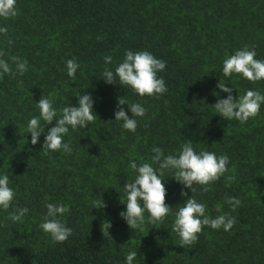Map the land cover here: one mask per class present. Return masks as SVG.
<instances>
[{
	"label": "trees",
	"instance_id": "16d2710c",
	"mask_svg": "<svg viewBox=\"0 0 264 264\" xmlns=\"http://www.w3.org/2000/svg\"><path fill=\"white\" fill-rule=\"evenodd\" d=\"M16 7L15 18H0L8 28L7 36L0 34V51L14 73L0 76V176H9L16 194L8 210L0 208V264H126L130 251L138 253L133 264H264V103L245 123L223 118L214 107L228 96L217 87L220 81L237 99L247 90L264 95V79L253 83L222 71L224 60L244 46L264 61V0H16ZM126 50H147L166 62L158 73L166 93L141 97L103 79ZM11 56L27 61L23 75ZM69 59L79 64L75 79L67 74ZM82 94L92 96L97 117L87 128L69 126L63 140L71 153L43 151L55 120H41L45 131L33 145L27 126L40 115L41 97L53 101L59 117L64 107H78ZM120 97L147 110L134 117L135 132L115 120ZM188 140L197 153L229 157V171L207 192L194 184L193 196L206 205V215L237 220L230 231L205 226L190 248L179 246L172 231L175 213L192 196L173 178L174 170L160 177L172 208L162 223L153 224L145 211L142 226L131 229L120 216L126 211L123 186L138 174L130 163L151 162L153 147L178 156ZM228 176L235 177L230 185ZM226 197L241 205L233 211ZM48 203L70 208L58 217L72 229L65 242L40 228ZM23 207L29 211L21 221L9 219ZM105 222L109 237L102 232Z\"/></svg>",
	"mask_w": 264,
	"mask_h": 264
},
{
	"label": "clouds",
	"instance_id": "9594fccd",
	"mask_svg": "<svg viewBox=\"0 0 264 264\" xmlns=\"http://www.w3.org/2000/svg\"><path fill=\"white\" fill-rule=\"evenodd\" d=\"M18 15L16 0H0V18H15ZM8 28L0 26V34L7 36ZM11 44V39L8 40ZM5 55L0 51V76L3 74H13L12 66L2 57ZM257 53L254 48L244 46L237 50L235 54L227 57L223 62V75L230 77L233 74L242 75L247 80L255 83L264 79V61L256 59ZM11 61L16 66V72L23 75L28 70L26 60L18 56H11ZM106 64L111 63L112 57L106 56ZM79 64L75 59L67 61V74L75 79ZM166 62L157 59L151 52L144 50L133 52L126 50L125 58L116 68L115 72L106 68L103 72V79L114 84L117 81L120 85L131 88L133 92L143 97L159 96L168 91L163 78L158 77V73L165 70ZM223 92L228 93L227 98L218 99L214 105L216 113L227 120L237 119L241 123L247 122L250 118L256 117L260 112L261 104L264 103V95L259 91L247 90L246 94L235 98L231 93L233 89L228 87L222 81L217 85ZM218 95V93H217ZM79 106L64 107L58 117L57 110L53 107V101L42 96L37 107L40 111L39 117L30 119L27 130L31 134V143L33 145L39 142V138L45 129L41 127V120L45 124H52L55 120V126L48 130L43 144V151H60L63 149L66 153H71L72 149L69 143H64V136L69 132V126L72 129L77 127L87 128L94 122L97 115L93 108V98L91 95H79ZM127 104L132 113L129 117L124 109ZM146 108L139 103H128L123 97L118 98V110L115 112V120L123 121V128L135 132L137 129V120L134 117H143L146 114ZM151 162H144L137 165L135 161L130 163V168L138 174L134 181L127 182L123 187L126 193V199H121L126 203V211H122L120 216L127 222L131 229H139L144 223V213L147 211L153 224L162 223L171 213L172 208L166 203L167 189L164 181L160 178L165 170H174V176L180 182L183 188L191 189L192 196L189 197L183 206L179 207L175 213V220L172 231L176 232L180 238L181 247L190 248L198 242L200 234L205 226L212 229L223 228L230 231L237 220L234 216L227 214L218 215L212 218L206 215V205L199 203L193 196L196 189L194 184H200L203 191L210 190L209 185L218 181L229 171V157L226 154L217 156L214 152L201 151L199 153L193 147V141L188 140L181 146L178 156L169 154L165 156L164 151L159 147H153ZM153 164H158L159 168H154ZM234 176H228L226 184L230 185L234 181ZM9 176H0V208L5 211L10 208L15 198L14 190L9 186ZM181 195L187 197L186 191ZM226 202L232 205L233 211L241 205V201L236 197H226ZM104 206H98L101 208ZM47 214L40 228L55 242H65L71 235L72 229L67 227L58 217L63 216L70 211L69 206L64 204H46ZM27 207L16 208L9 216L13 222L21 221L28 213ZM216 211L221 212L222 206L217 205ZM111 224L105 222L102 224V232L105 237L110 236L109 229ZM136 251H130L126 255V264H133L137 258Z\"/></svg>",
	"mask_w": 264,
	"mask_h": 264
}]
</instances>
